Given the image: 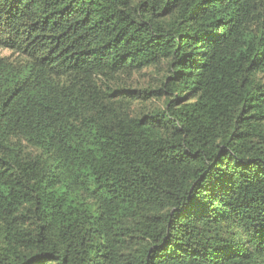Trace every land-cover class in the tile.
<instances>
[{"label":"trees","instance_id":"obj_1","mask_svg":"<svg viewBox=\"0 0 264 264\" xmlns=\"http://www.w3.org/2000/svg\"><path fill=\"white\" fill-rule=\"evenodd\" d=\"M0 264H264V0H0Z\"/></svg>","mask_w":264,"mask_h":264},{"label":"rangeland","instance_id":"obj_2","mask_svg":"<svg viewBox=\"0 0 264 264\" xmlns=\"http://www.w3.org/2000/svg\"><path fill=\"white\" fill-rule=\"evenodd\" d=\"M8 56H10V57L13 56L10 51H8V50H0V57H8Z\"/></svg>","mask_w":264,"mask_h":264}]
</instances>
